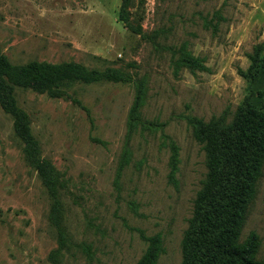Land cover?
Returning a JSON list of instances; mask_svg holds the SVG:
<instances>
[{
    "label": "rangeland",
    "instance_id": "1",
    "mask_svg": "<svg viewBox=\"0 0 264 264\" xmlns=\"http://www.w3.org/2000/svg\"><path fill=\"white\" fill-rule=\"evenodd\" d=\"M121 7L122 0H0V53L12 64L78 62L131 76L58 92L13 87L54 184L29 161L16 116L0 100V264H137L148 247L143 236L158 233V264H181L207 173L187 116L231 119L251 90L264 92V0H130L137 31ZM183 44L207 70L177 67ZM139 82L143 104L130 133ZM253 105L264 107V98ZM171 140L179 146L175 183ZM252 231L264 264V166L240 239Z\"/></svg>",
    "mask_w": 264,
    "mask_h": 264
},
{
    "label": "trees",
    "instance_id": "2",
    "mask_svg": "<svg viewBox=\"0 0 264 264\" xmlns=\"http://www.w3.org/2000/svg\"><path fill=\"white\" fill-rule=\"evenodd\" d=\"M129 3L130 0H122L120 16L128 27L136 30L126 12ZM250 57L253 69L255 64L258 65V54H251ZM203 61V58L193 55L186 44L179 48L177 67L186 66L192 72L207 70ZM250 74L253 78L254 70ZM105 80L128 82L131 76L120 68L99 70L78 62L33 60L15 65L0 53V100L7 112L16 116L15 128L28 145L27 157L40 168L48 183H55L53 167L47 160H38L37 142L30 131L26 114L17 108L11 96L13 87L58 92L78 82L89 84ZM137 87L136 99L130 110V133L137 130L140 120L144 82L137 83ZM258 93L256 95L251 90L231 119L227 115L212 116L209 120L187 116L195 139L205 150L207 173L197 192L193 214L184 234L181 264H260L256 259L260 246L258 234L252 231L246 239H240L241 228L264 166V107L253 105V97L263 99L264 92ZM171 150L169 180L175 183L180 158L179 146L173 140ZM57 209L56 205L55 212ZM143 237L148 247L137 264H158L165 252L161 234Z\"/></svg>",
    "mask_w": 264,
    "mask_h": 264
}]
</instances>
